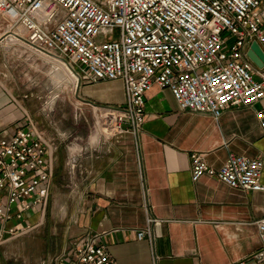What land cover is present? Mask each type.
Masks as SVG:
<instances>
[{
	"label": "built area",
	"instance_id": "2783aa9c",
	"mask_svg": "<svg viewBox=\"0 0 264 264\" xmlns=\"http://www.w3.org/2000/svg\"><path fill=\"white\" fill-rule=\"evenodd\" d=\"M5 26L36 54L60 59L83 83L122 81L125 103L100 106L103 136L145 121L146 94L170 89L182 111L216 118L231 106L255 107L264 132V69L251 61L253 42L264 47V0H0ZM115 30L118 38H108ZM17 32V33H16ZM1 39V36H0ZM12 137L0 135V232L14 235L29 212L45 205L54 144L29 119ZM192 181L217 177L234 189L264 191V160L232 155L220 169L192 156ZM13 206H17L16 209ZM17 226L8 227L10 222ZM149 218L138 240L153 241ZM263 245L264 217L256 222ZM70 264H117L98 235L75 245Z\"/></svg>",
	"mask_w": 264,
	"mask_h": 264
},
{
	"label": "crops",
	"instance_id": "0c3cea01",
	"mask_svg": "<svg viewBox=\"0 0 264 264\" xmlns=\"http://www.w3.org/2000/svg\"><path fill=\"white\" fill-rule=\"evenodd\" d=\"M79 96L97 106L117 107L126 101L120 80L83 83ZM145 98V121L137 136L128 130L105 137L94 151L87 149L86 139L78 155L65 153L50 140L49 195L65 166L77 188L67 256L72 258L75 245L86 237L98 235L117 264H264L254 258L263 245L256 222L264 217V191L234 189L208 175L192 181L194 154H201L213 169L222 168L232 155L264 160V132L256 112L260 105L231 106L216 118L182 111L171 90L158 84ZM23 104L0 81V135L12 137L28 128ZM45 205L29 212L27 220L37 210L44 213ZM149 218L155 219L153 243L137 239ZM12 226L17 222L8 224ZM8 235L0 232V242Z\"/></svg>",
	"mask_w": 264,
	"mask_h": 264
},
{
	"label": "rangeland",
	"instance_id": "374dc122",
	"mask_svg": "<svg viewBox=\"0 0 264 264\" xmlns=\"http://www.w3.org/2000/svg\"><path fill=\"white\" fill-rule=\"evenodd\" d=\"M7 24L2 18L0 81L19 95L28 117L48 140L61 144L65 153H69L70 145L85 148L90 130L103 132L100 115L80 99L78 82L61 61L36 54L22 36L5 28ZM119 35L120 31L115 30L108 38ZM65 158L69 162L70 158ZM69 168L65 166L52 187L44 213L37 210L30 221L22 222L16 234L0 242V264H61L72 259L67 256L72 246L67 228L76 216L78 204Z\"/></svg>",
	"mask_w": 264,
	"mask_h": 264
},
{
	"label": "clouds",
	"instance_id": "9594fccd",
	"mask_svg": "<svg viewBox=\"0 0 264 264\" xmlns=\"http://www.w3.org/2000/svg\"><path fill=\"white\" fill-rule=\"evenodd\" d=\"M106 138L99 131L90 130L89 135L87 136V149L88 150H98ZM73 149L76 151L74 152ZM69 155H78L81 154L82 149L79 144L69 146Z\"/></svg>",
	"mask_w": 264,
	"mask_h": 264
},
{
	"label": "water",
	"instance_id": "95a60500",
	"mask_svg": "<svg viewBox=\"0 0 264 264\" xmlns=\"http://www.w3.org/2000/svg\"><path fill=\"white\" fill-rule=\"evenodd\" d=\"M248 56L256 66L264 69V51L257 42H253Z\"/></svg>",
	"mask_w": 264,
	"mask_h": 264
},
{
	"label": "bare ground",
	"instance_id": "6f19581e",
	"mask_svg": "<svg viewBox=\"0 0 264 264\" xmlns=\"http://www.w3.org/2000/svg\"><path fill=\"white\" fill-rule=\"evenodd\" d=\"M54 58H55V57H54ZM54 58H53V59H54ZM55 59H57V58H55ZM57 60L61 61L60 59H57ZM57 60H56V61H57ZM61 62H62V61H61ZM62 63H63V62H62ZM60 64H61V63H60ZM63 64H64V63H63ZM64 65H65V64H64ZM65 66H66V69H67V73H70V75H72V76L75 78L74 80H76V81L78 82V80H77V76H76V74L72 71L71 67H69V65H65ZM65 66H64V67H65ZM64 67H63V68H64ZM61 70H63V69H61ZM60 73H61V72H60ZM62 73H63V72H62ZM64 73H65V72H64ZM65 74H66V73H65ZM74 80H73V81H74ZM77 85H78V84H77ZM102 131H103V128H102Z\"/></svg>",
	"mask_w": 264,
	"mask_h": 264
}]
</instances>
